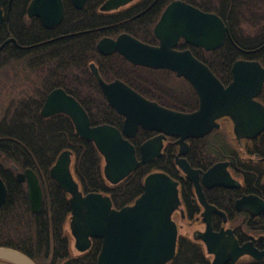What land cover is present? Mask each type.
Masks as SVG:
<instances>
[{"label": "trees", "instance_id": "trees-1", "mask_svg": "<svg viewBox=\"0 0 264 264\" xmlns=\"http://www.w3.org/2000/svg\"><path fill=\"white\" fill-rule=\"evenodd\" d=\"M103 1L87 0L82 9H77L70 0H63L62 21L51 29L40 27V31L30 33L28 39L31 42L37 34L44 40L65 36L43 42L25 53L14 49L12 63L22 68L29 87L23 95L10 99L6 104L0 100V176L7 187V197L0 210V245L22 251L37 264H58L68 252L69 238L64 230L70 213L68 194L49 174L61 151H72V171L81 190L84 193L108 194L115 208L132 203L143 192L145 176L155 170L180 179L182 187L186 185L174 162L177 145L173 142H165L159 158L139 165L128 177L113 184L104 176L103 158L95 144L76 134L69 117L64 114L47 118L40 115L47 93L54 87H62L82 104L92 125L109 123L121 128L123 117L105 99L89 69L91 61L97 64L105 80L120 78L161 105L185 112L198 107V95L185 78L177 77L168 69L133 64L117 52L102 55L97 49L100 38L116 37L122 32L146 43L157 44L153 27L164 7L172 0H157L149 7L153 0H136L112 11L99 9ZM184 1L215 11L228 21L230 37L214 50L205 51L183 39L177 44L180 49L189 48L224 85L232 79L231 67L236 59L257 60L264 65V0H249L247 6L244 0H219V4L202 0ZM230 2L232 7L228 9ZM84 30L88 31L70 35ZM5 54L3 51L0 55L2 75L9 65ZM257 99L264 104V84ZM153 134L139 128L137 134L130 138L138 157L139 146ZM188 142L191 150L187 158L191 165L207 167L222 159L223 154H232V168L240 170L249 188L253 187L255 193L264 197V130L252 139H242V149L231 137L226 122L221 129H214L207 136L192 138ZM197 152L203 156L201 160L195 159ZM12 164L19 170L30 167L36 172L43 191L40 213H31L26 185L16 180ZM186 244L187 241L179 236L170 264H205L201 248ZM99 249L100 241L94 239L91 253L83 259L86 261L77 260L74 264H96Z\"/></svg>", "mask_w": 264, "mask_h": 264}, {"label": "water", "instance_id": "water-1", "mask_svg": "<svg viewBox=\"0 0 264 264\" xmlns=\"http://www.w3.org/2000/svg\"><path fill=\"white\" fill-rule=\"evenodd\" d=\"M132 0H105L100 10L116 9ZM81 9L87 0H71ZM29 15L39 17L46 28L58 25L64 16L62 0H32ZM77 31L72 34L85 32ZM153 32L158 44L146 43L122 32L116 37L104 36L97 42L102 55L115 52L129 62L149 68H163L185 78L195 89L199 104L189 112L161 105L136 91L121 79L106 81L94 62L89 64L108 104L123 117L121 128L109 123L92 125L82 104L62 87L53 88L40 109L42 117L64 114L74 125L76 134L95 144L103 158V173L110 183L128 177L141 164L159 158L168 136L175 137L178 151L175 163L187 178L193 181L198 198L205 211L202 217L205 231L198 237L213 255L212 264L234 262L240 255L254 258L264 255L252 242L238 243L230 227L219 232L212 229V212L199 182L200 170L194 168L184 156L189 150L188 138H201L221 127L228 118L233 135L254 138L264 130V104L257 97L264 84V65L257 60L236 59L231 67L232 79L224 85L210 67L199 60L189 48H177L180 39L186 43L214 50L229 35V26L216 13L204 11L182 0L171 1L162 11ZM139 128L155 131L139 146V157L130 138ZM72 151L59 153L49 174L68 195L70 204L69 227L75 246L84 250L91 237L102 239L97 264H166L175 255L179 230L173 218L180 196L178 181L162 170L148 173L143 181V192L131 203L119 209L112 205L111 197L101 192L84 193L72 171ZM14 169H17L12 164ZM16 179L26 184V196L32 212L43 206V191L32 168L16 172ZM207 186L231 187L237 181L228 169V161H219L203 172ZM7 197V187L0 176V208ZM238 209L249 208L253 214L264 211V200L257 195L244 196L236 202ZM223 214V213H222ZM224 215V214H223ZM225 218V217H224ZM0 259L13 264H35L23 252L0 246Z\"/></svg>", "mask_w": 264, "mask_h": 264}, {"label": "flooded vegetation", "instance_id": "flooded-vegetation-1", "mask_svg": "<svg viewBox=\"0 0 264 264\" xmlns=\"http://www.w3.org/2000/svg\"><path fill=\"white\" fill-rule=\"evenodd\" d=\"M31 1L32 0H0V55L3 51H6L5 55H6L7 59H9L8 60L9 65H7V67H6V72H8L9 70L12 71L13 69H15V72H17L19 74L20 73L23 74L22 68H18L17 65H14L12 63V61H13L12 60V53H13L14 49L19 50V52L25 53V52H28L32 48L40 46L41 44H43V42H47L49 40L53 41L56 38H60V37L65 36L63 34V35H59L57 37H52L50 39L44 40L42 38V35L37 34L36 38H34L35 40L32 39V41L30 42V40L28 39V36L30 33L39 32L40 27L46 28L43 25V23L39 17H37L35 15H29L28 7H29ZM133 1H136V0H132L128 3H126L125 5L120 6L116 9H112V10L122 9V8L126 7L129 3H132ZM156 1L157 0L151 1V3L148 5V7L151 6L152 4H154ZM182 1H184V0H182ZM202 1L206 2V3L212 2L215 4H219V0H202ZM241 2H242V0H241ZM248 2H249V0H244L245 5ZM186 3H189V2H186ZM189 4H192V3H189ZM72 5H73V3H72ZM192 5L200 8L201 10H204L195 4H192ZM240 5H241V3H240ZM63 6H64V4H63ZM148 7L143 9L142 12H144ZM231 7H232V2H230L228 9H230ZM112 10H109V11H112ZM204 11H209V10H204ZM209 12H214V13L218 14L215 11H209ZM223 20L225 21V23L228 24L227 20H225V19H223ZM228 26H229V24H228ZM54 27L55 26L50 27V28H46V29H51ZM70 35H72V33H70ZM227 37H230V27H229V35ZM205 51H211V50H205ZM91 62H94V61H91ZM89 69H90V67H89ZM118 79H120V78H118ZM112 80H114V79H112ZM106 81H109V80H106ZM54 88H56V87H54ZM225 122L229 124V132H230L231 137L239 143L240 149H242V146H241L242 139H248V138H242L239 141L232 133V125H231V122L228 118H223L221 120V127L215 128V129H221ZM152 132L154 133L152 136H154L156 134V132L155 131H152ZM207 135H205V136H207ZM152 136H150V137H152ZM201 138H203V137H201ZM175 139H176L175 137L168 136L167 141L173 142L175 144V142H174ZM189 139H192V138H188L187 141ZM196 139H199V138H196ZM190 150H191V148H190V144H189V150L184 155L187 160H188L187 155L190 153ZM199 150H201V149H199ZM177 151H178V145H177ZM177 151H176V153H177ZM202 157L203 156H201L200 152H197L195 154V159L201 160ZM231 158H232V154H223L222 159L214 161L213 163H211L207 167H205V166H193L192 165L194 168H197L200 170L199 182H200L202 192L204 194L206 202L209 205L215 207L217 210H219L218 212L214 211L211 214L212 229L215 232H219L222 227H225V228L230 227L233 230V233H234V235H235V237L238 240V243L240 245H242L246 242H252V246H254V248L258 249L259 251H263L264 250V211H260L257 214H253L252 210L249 208L238 209L236 206V202L239 199H241L242 197L248 196L251 194L257 195L262 200H264V197L255 193L253 191V187L249 188L247 180H245L244 174L240 170H236V169L232 168ZM262 159H264V157H262ZM219 161H228V169L231 172V175L233 176V178L237 181V183H238L237 185L231 186V187H226V186H222V185L207 186V185H205V183H203V180H202L203 172L208 170L213 164H215L216 162H219ZM174 162H175V156H174ZM14 170H15V177H16V172L22 171L23 169L22 170L14 169ZM180 176H181L182 181H184L186 183V185H184L182 187L180 179H176L178 181L180 204H179L178 209H176L173 212V218L176 221L177 226H178V230H179L178 238H179V236L184 238L187 241L186 245H190V246L194 245V246L200 247L202 254L204 256V259H205V264H212L213 255L207 252L205 244L203 243L201 238L198 237L200 232L205 231V223H203V221H202V217H203V214L205 211V207L202 205V203L200 202V200L198 198L196 188H195L193 181L190 180L189 178H187V176L184 173H182L181 171H180ZM20 183H22V182H20ZM26 198H27V196H26ZM68 198H69V195H68ZM27 202H28V199H27ZM28 206H29V203H28ZM42 208H43V206H42ZM117 209H119V208H117ZM0 210H1V208H0ZM41 211H42V209L39 212H32L31 211V213L38 214ZM70 212H71V209H70ZM69 216H70V213H69V215L65 221V225H64L65 233L69 238L68 252H67V256L62 258L58 262V264H74V262L77 260L86 259L87 255L89 253H91L90 250H91L94 239L100 241V249H101V245H102V239L101 238L91 237L90 238V245L86 249H84V250L78 249L75 246V240L71 234V230L69 227ZM178 238H177V242H178ZM0 246H4V245H0ZM4 247H8V246H4ZM10 248H12V247H10ZM14 249H16V248H14ZM100 249H99V251H100ZM176 249H177V246H176ZM99 251H98V254H99ZM98 254H97L96 259H95L96 264H97ZM172 259L169 262H167L166 264H170ZM84 261H86V260H83V262ZM263 263H264V255L260 258H254L253 256H251L249 254H242L234 262L229 260L224 264H263ZM0 264H13V263H11L10 261L4 260V259H0ZM35 264H37V263H35ZM194 264H201V263H194Z\"/></svg>", "mask_w": 264, "mask_h": 264}, {"label": "rangeland", "instance_id": "rangeland-1", "mask_svg": "<svg viewBox=\"0 0 264 264\" xmlns=\"http://www.w3.org/2000/svg\"><path fill=\"white\" fill-rule=\"evenodd\" d=\"M253 30V29H252ZM250 30V31H252ZM27 80L22 73L9 70L5 74H0V100L1 103H8L10 99L20 97L27 89Z\"/></svg>", "mask_w": 264, "mask_h": 264}]
</instances>
